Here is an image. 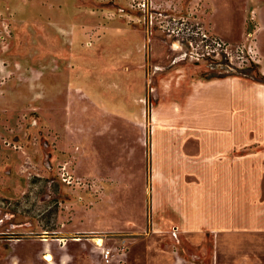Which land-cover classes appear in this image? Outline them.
<instances>
[{
  "label": "rangeland",
  "instance_id": "obj_1",
  "mask_svg": "<svg viewBox=\"0 0 264 264\" xmlns=\"http://www.w3.org/2000/svg\"><path fill=\"white\" fill-rule=\"evenodd\" d=\"M153 2L150 25L130 0H0V264H264L258 242L252 250L232 235L156 230L149 131L114 121L92 96L120 105L100 81L116 51L117 78L143 63L152 78L178 66L199 79L264 85V0ZM200 32L202 46H228L230 56L188 60V41L198 44ZM122 46L144 47L122 63ZM248 48L257 63H241Z\"/></svg>",
  "mask_w": 264,
  "mask_h": 264
},
{
  "label": "crops",
  "instance_id": "obj_2",
  "mask_svg": "<svg viewBox=\"0 0 264 264\" xmlns=\"http://www.w3.org/2000/svg\"><path fill=\"white\" fill-rule=\"evenodd\" d=\"M195 1L188 0L189 7ZM63 13L72 17L69 11ZM142 47L122 46V63ZM116 53H108L110 59L101 65L111 73L100 81L120 105L103 102L98 93L92 96L108 107L106 113L114 121L143 135L149 131L146 175L151 224L159 232L176 228L193 236L207 233L216 241L232 235L250 240L252 250L254 242L263 244L262 251L264 85L235 75L199 79L192 68L178 66L152 78L140 71L143 63L136 72L125 65L117 78ZM109 81L119 83L120 90L111 88ZM147 88L153 97L149 103Z\"/></svg>",
  "mask_w": 264,
  "mask_h": 264
},
{
  "label": "built area",
  "instance_id": "obj_3",
  "mask_svg": "<svg viewBox=\"0 0 264 264\" xmlns=\"http://www.w3.org/2000/svg\"><path fill=\"white\" fill-rule=\"evenodd\" d=\"M129 8L132 11L135 10L137 12H142V13L149 12L150 17L148 19V23L152 25L153 17H154V15L152 16V13L154 11H157L155 10L157 9V7L155 6L153 0H130ZM196 35H200L201 37L200 42L198 44H195L194 42H192V40L188 41L189 49H188V54L186 55L188 57V60L195 62V63H199L201 61L207 60L208 58L218 59L223 55H225L226 57L230 56V50L228 46H221V44L216 43V46L214 47L208 46V45H205L204 47L202 45H203V42L205 41L204 39L207 38L206 34L200 32L199 34H196ZM203 47L205 51H200L202 50ZM241 52L243 53L241 57L239 56L241 63H243L244 58L246 62H248V58L250 59V61L254 63L258 62V60H256L255 58L256 55H254L250 51V48L244 51L246 53L245 54L246 56L244 55L243 51ZM109 257H110L109 250L102 251L103 260H105L106 262H109Z\"/></svg>",
  "mask_w": 264,
  "mask_h": 264
},
{
  "label": "bare ground",
  "instance_id": "obj_4",
  "mask_svg": "<svg viewBox=\"0 0 264 264\" xmlns=\"http://www.w3.org/2000/svg\"><path fill=\"white\" fill-rule=\"evenodd\" d=\"M77 241H78V240H77ZM96 245L100 247V246L102 245V241H101L100 239H96ZM46 260H47L48 262H52V257H51V255H47Z\"/></svg>",
  "mask_w": 264,
  "mask_h": 264
},
{
  "label": "trees",
  "instance_id": "obj_5",
  "mask_svg": "<svg viewBox=\"0 0 264 264\" xmlns=\"http://www.w3.org/2000/svg\"><path fill=\"white\" fill-rule=\"evenodd\" d=\"M262 79L264 80V76H262ZM259 82H263V81L261 80V81H259Z\"/></svg>",
  "mask_w": 264,
  "mask_h": 264
}]
</instances>
